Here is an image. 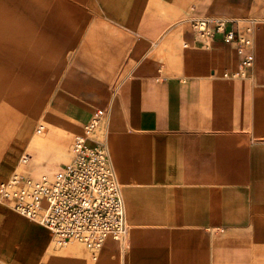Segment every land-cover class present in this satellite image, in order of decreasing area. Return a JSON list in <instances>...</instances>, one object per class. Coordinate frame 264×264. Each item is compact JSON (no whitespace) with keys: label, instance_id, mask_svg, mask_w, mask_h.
<instances>
[{"label":"crops","instance_id":"obj_1","mask_svg":"<svg viewBox=\"0 0 264 264\" xmlns=\"http://www.w3.org/2000/svg\"><path fill=\"white\" fill-rule=\"evenodd\" d=\"M85 10L75 63L41 87L37 120L79 133L107 109L129 248L108 240L93 261L82 245L53 246L44 227L33 258L0 264H264V27L237 79L223 76L239 63L235 44L191 29L195 17L264 20V0H85ZM20 86L9 88L25 110ZM14 153L1 155L0 174Z\"/></svg>","mask_w":264,"mask_h":264},{"label":"rangeland","instance_id":"obj_2","mask_svg":"<svg viewBox=\"0 0 264 264\" xmlns=\"http://www.w3.org/2000/svg\"><path fill=\"white\" fill-rule=\"evenodd\" d=\"M87 22L85 0H0V157L15 149L0 180L14 170L47 172L49 166L58 164L59 169L67 161V149L76 132L67 133L53 120L47 121L48 125L37 117L43 108V86L68 75L70 64L76 60L77 40ZM13 79L26 91L23 98L19 96L28 103L25 110L11 95ZM42 123L44 131L33 134L34 126ZM32 134L33 160L25 167H16ZM49 237L42 225L19 216L0 201V258L12 262L22 258L26 262L35 256L34 247L46 243ZM125 240L129 248L128 233Z\"/></svg>","mask_w":264,"mask_h":264},{"label":"built area","instance_id":"obj_3","mask_svg":"<svg viewBox=\"0 0 264 264\" xmlns=\"http://www.w3.org/2000/svg\"><path fill=\"white\" fill-rule=\"evenodd\" d=\"M259 25L264 27L263 19L195 17L191 21L192 31L205 43L221 35L223 41L235 44L239 63L235 70L223 73L231 79L249 76L254 60L253 33ZM107 115L106 108L91 113L81 132L72 136L68 160L56 171L34 174L15 170L0 181V201L45 227L55 246L80 243L93 261L108 240L126 246L121 187L110 162L106 129L101 130ZM44 128V124H38L34 133L41 134ZM32 160V153L24 150L18 167Z\"/></svg>","mask_w":264,"mask_h":264},{"label":"bare ground","instance_id":"obj_4","mask_svg":"<svg viewBox=\"0 0 264 264\" xmlns=\"http://www.w3.org/2000/svg\"><path fill=\"white\" fill-rule=\"evenodd\" d=\"M7 178V177H6ZM6 178H3V179H1V180H4V179H6ZM73 244V243H72ZM69 246V245H68Z\"/></svg>","mask_w":264,"mask_h":264}]
</instances>
